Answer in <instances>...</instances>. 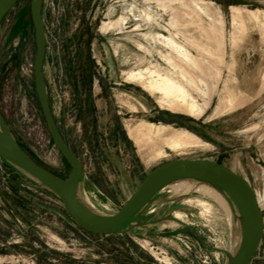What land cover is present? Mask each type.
I'll use <instances>...</instances> for the list:
<instances>
[{"label":"rangeland","instance_id":"obj_1","mask_svg":"<svg viewBox=\"0 0 264 264\" xmlns=\"http://www.w3.org/2000/svg\"><path fill=\"white\" fill-rule=\"evenodd\" d=\"M29 2L18 0L0 21V121L23 152L64 179L70 167L34 90ZM41 17L50 110L81 165L78 196L95 215H114L164 162L209 160L249 183L264 224V0H41ZM146 69L171 77L185 96L128 80ZM139 123L187 132L199 144L139 150L127 135ZM183 180L194 179L152 193L137 216L153 223L147 228L91 235L53 193L0 160V264H226L241 243L236 203L226 211L200 193L174 197L169 187ZM250 264H264V229Z\"/></svg>","mask_w":264,"mask_h":264},{"label":"water","instance_id":"obj_2","mask_svg":"<svg viewBox=\"0 0 264 264\" xmlns=\"http://www.w3.org/2000/svg\"><path fill=\"white\" fill-rule=\"evenodd\" d=\"M17 1L0 0V21ZM29 14L35 40L33 81L36 98L53 145L68 163L70 170L64 179L52 174L32 160L15 142L5 144L0 141V160L10 167L18 168L27 175L37 178L42 183V187L59 199L64 211L75 224L91 235H112L125 232L140 204L170 179L191 178L214 183L238 197L244 214L243 238L235 256L226 264H250L260 245L264 229L263 217L255 193L243 177L209 160L177 159L158 165L144 176L135 191L114 215L91 219L78 209L74 201V191L76 186L82 182L81 165L75 153L64 142L54 121L43 75L46 40L41 17V0H30ZM230 199L237 205L236 199L233 197ZM181 207V205H176L171 209ZM136 220L140 221L139 217L136 216Z\"/></svg>","mask_w":264,"mask_h":264},{"label":"bare ground","instance_id":"obj_3","mask_svg":"<svg viewBox=\"0 0 264 264\" xmlns=\"http://www.w3.org/2000/svg\"><path fill=\"white\" fill-rule=\"evenodd\" d=\"M146 18L150 19L148 16H146ZM154 38H157L158 41H161L164 45L168 46L172 51H174L176 54H178L182 58L190 59L188 53L181 46L177 45L171 38L161 37V36H156ZM167 61L170 63L169 59H167ZM170 64L174 66V64L172 63ZM128 80L130 82L146 81V83L148 84L149 90L158 91L163 96H173V97H179V98L180 97L183 98L185 96L183 89L171 77L167 75H161L158 72L151 71L149 69H146L144 71H137V72L129 73ZM193 107L194 105L192 104L191 108ZM127 135L131 140L134 141V143L137 145V148L139 150H148V149L152 150L159 145H163L168 150L181 151L187 147L197 146L199 144V140L187 132L172 130L165 126H161V125L157 126V125H153L149 123H139L135 126L128 127ZM0 141L5 144H13L14 142L12 136L10 135L6 127L3 125V123H1V121H0ZM29 177L38 185L43 186L42 183L34 176L29 175ZM175 180L177 179H170L164 182L163 185L168 184ZM78 186L79 185L76 186L75 191H74V201L78 209L84 215H86L87 217L91 219L103 218V217H98L97 215H95L89 209V206L80 200L78 196ZM169 188L172 190L174 197H181V196L185 197V195L192 194V193H200L202 195L210 197L213 200H215L226 211L230 210V208L234 209L230 201V198L233 197L234 199H236L238 212H237V216H235V220L236 218L238 219V224H239L238 227L241 228V232H240L241 239L243 238V235H244L243 208H242L241 202L239 201L238 197L235 194L221 188L220 186L214 183H211L205 180H200V179H194L193 181L183 180L181 182L171 185ZM149 198L150 197H147L140 204V206L138 207L135 213V216L128 223L127 230L135 226H138L141 228H147L149 225L153 224V223L147 224V223L136 220V216H138V214L143 209H145L147 204L149 203L150 201ZM198 205L202 206L204 209H207V205L205 203L198 202ZM174 219L179 220V221L181 220V218L178 215H175ZM163 222H166L168 226L176 224L175 222H170L169 220H164V219H163ZM233 239L235 238L233 237ZM235 254L236 252L231 256L230 259L228 257L229 259L228 262L231 261V259L235 256Z\"/></svg>","mask_w":264,"mask_h":264},{"label":"trees","instance_id":"obj_4","mask_svg":"<svg viewBox=\"0 0 264 264\" xmlns=\"http://www.w3.org/2000/svg\"><path fill=\"white\" fill-rule=\"evenodd\" d=\"M91 74H92V73H91V69H90V70L85 69V71H84V75H85V79H86V80H87L89 77L91 78ZM86 80H85V84L87 85V81H86ZM89 83H91V81H90ZM86 85H85V86H86ZM86 87H87V86H86ZM49 106H50V104H49ZM87 110L90 111V112L92 111L91 108H90V106H87Z\"/></svg>","mask_w":264,"mask_h":264}]
</instances>
